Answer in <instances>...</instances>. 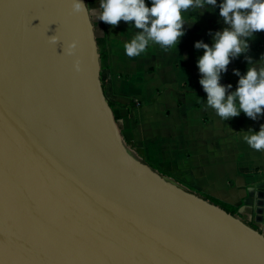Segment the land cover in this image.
<instances>
[{
	"label": "water",
	"instance_id": "water-1",
	"mask_svg": "<svg viewBox=\"0 0 264 264\" xmlns=\"http://www.w3.org/2000/svg\"><path fill=\"white\" fill-rule=\"evenodd\" d=\"M81 2L0 0V264H264L263 229L126 144Z\"/></svg>",
	"mask_w": 264,
	"mask_h": 264
},
{
	"label": "crops",
	"instance_id": "crops-1",
	"mask_svg": "<svg viewBox=\"0 0 264 264\" xmlns=\"http://www.w3.org/2000/svg\"><path fill=\"white\" fill-rule=\"evenodd\" d=\"M222 2L183 12L180 42L167 49L149 42L145 52L132 58L124 44L139 30L125 21L113 27L99 20L100 0H86V5L95 35L106 38L107 64L100 67V80L118 111L116 121L126 144L140 147L150 159L165 160L169 173L236 206L242 219L264 230V220L254 211L256 192L264 190V150L252 149L243 139L248 131L260 130L264 115L253 120L241 112L225 120L207 106L200 84L198 60L204 50L195 47L196 41L211 46L215 33L229 27L219 15ZM146 3L151 7V0ZM249 46L245 55L253 66L264 64V31L255 33ZM245 55L232 59L221 74L220 83L232 85L229 94L240 79L235 71L247 72Z\"/></svg>",
	"mask_w": 264,
	"mask_h": 264
},
{
	"label": "clouds",
	"instance_id": "clouds-1",
	"mask_svg": "<svg viewBox=\"0 0 264 264\" xmlns=\"http://www.w3.org/2000/svg\"><path fill=\"white\" fill-rule=\"evenodd\" d=\"M208 6L215 8L217 0H151V7L147 6L146 0H100L98 19L113 27L125 21L139 30L124 44L126 55L132 58L145 52L149 42L165 49L180 42L185 34L182 13ZM72 8L77 13L86 10L81 0H73ZM219 15L229 27L215 33L211 46L203 42L195 45L204 50L198 67L202 74L200 84L207 93V106L225 120L237 117L241 112L255 120L264 115V64L258 61L253 66L254 61L245 54L251 37L264 31V0H223L219 4ZM76 46V42L69 46L70 55ZM241 55L246 56L249 66L246 74L235 71L240 79L236 90L229 94L232 85H222L221 74L227 71L232 59ZM76 69L80 70L79 61ZM248 133L243 138L245 142L256 151L264 150V125L258 132L250 130Z\"/></svg>",
	"mask_w": 264,
	"mask_h": 264
},
{
	"label": "trees",
	"instance_id": "trees-1",
	"mask_svg": "<svg viewBox=\"0 0 264 264\" xmlns=\"http://www.w3.org/2000/svg\"><path fill=\"white\" fill-rule=\"evenodd\" d=\"M96 42H97V46H98V51H99V58H100V66H104L107 64V45H106V38L104 35L102 36H96ZM108 103L112 109V113L114 115V118L117 119L118 117V111L117 109H115L113 107V104L111 101L108 100ZM150 165H152L151 163H149ZM190 188L200 194L201 196H203L204 198L208 199L210 202L214 203V204H217L219 205L220 207H222L223 209H225L226 211L234 214V213H237V209H236V206L232 205V204H229L225 201H222L221 199L219 198H216L208 193H205V192H202L194 187H191ZM253 227L255 228H258L257 225L253 224V223H250ZM264 232V231H263Z\"/></svg>",
	"mask_w": 264,
	"mask_h": 264
},
{
	"label": "rangeland",
	"instance_id": "rangeland-1",
	"mask_svg": "<svg viewBox=\"0 0 264 264\" xmlns=\"http://www.w3.org/2000/svg\"><path fill=\"white\" fill-rule=\"evenodd\" d=\"M198 41H196V43H197ZM129 147H130V149H132L133 150V152L139 157V158H141L144 162H146V163H151L152 165V167L153 168H155V169H157L159 172H161L162 174H164V175H166V176H169V177H171V178H173L175 181H177V182H180V183H182L183 185H185V186H187L188 187V189H190L191 191H193L191 188H190V186H188L187 184H185L184 182H182V180H179L180 178L179 177H177L176 175H172L171 173H169V172H171V171H169V168L166 166V161L165 160H159V161H155V160H153V159H150V158H148L147 156H146V154L144 153V152H142L141 151V148L140 147H138V148H134L132 145L130 146V145H128ZM150 165V164H149ZM169 171V172H168ZM179 176V175H178ZM194 192V191H193ZM196 193V192H195Z\"/></svg>",
	"mask_w": 264,
	"mask_h": 264
}]
</instances>
